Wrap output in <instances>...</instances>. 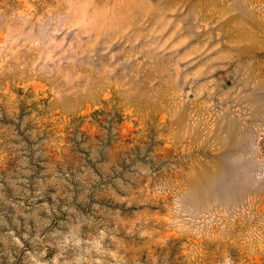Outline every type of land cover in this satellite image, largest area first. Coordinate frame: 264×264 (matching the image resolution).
I'll return each mask as SVG.
<instances>
[{"label":"rangeland","instance_id":"1","mask_svg":"<svg viewBox=\"0 0 264 264\" xmlns=\"http://www.w3.org/2000/svg\"><path fill=\"white\" fill-rule=\"evenodd\" d=\"M0 264H264V0H0Z\"/></svg>","mask_w":264,"mask_h":264}]
</instances>
